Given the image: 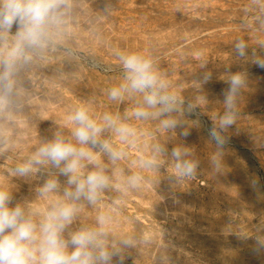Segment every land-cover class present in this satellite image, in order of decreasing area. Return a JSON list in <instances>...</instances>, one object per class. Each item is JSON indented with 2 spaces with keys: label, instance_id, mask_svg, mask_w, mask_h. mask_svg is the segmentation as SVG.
Returning <instances> with one entry per match:
<instances>
[{
  "label": "rangeland",
  "instance_id": "obj_1",
  "mask_svg": "<svg viewBox=\"0 0 264 264\" xmlns=\"http://www.w3.org/2000/svg\"><path fill=\"white\" fill-rule=\"evenodd\" d=\"M65 21L47 48L18 67L12 104L0 110V137L7 140L0 143V188L45 207L37 189L54 170L37 166L19 176L14 169L57 131L70 136L68 116L81 105L96 118L109 112L123 120L139 97L108 98L123 78L116 52L150 54L184 101L175 114L182 123L165 131L158 120L131 117L125 122L137 136L129 144L106 130L101 138L126 152L115 164L101 157L122 187L104 190L96 205L82 201L73 227L94 225L110 210V240L124 264H264V70L253 63L264 57V0H67ZM15 31L3 33L0 56L15 44ZM239 39L248 45L243 58L235 51ZM237 71L247 73L248 86L220 148L208 130L223 113L226 76ZM206 73L211 79L202 82ZM184 130L187 137L180 135ZM156 145L165 150L157 166L141 168L139 158L152 156ZM178 146L198 162L193 177L173 170L171 152ZM136 172L142 181L126 185L124 177ZM58 179L67 187L66 178Z\"/></svg>",
  "mask_w": 264,
  "mask_h": 264
},
{
  "label": "clouds",
  "instance_id": "obj_2",
  "mask_svg": "<svg viewBox=\"0 0 264 264\" xmlns=\"http://www.w3.org/2000/svg\"><path fill=\"white\" fill-rule=\"evenodd\" d=\"M66 15L67 0H0V38L3 33L16 29L15 44L6 55L0 56V110L12 104L18 67L31 61V52L48 47L54 31L66 22ZM247 47L246 41L237 40L236 54L243 58ZM116 57L123 78L108 89V98L121 102L125 97L139 99L123 120L109 112L96 118L88 105L77 107L68 116L73 125L70 136L57 131L50 140L42 142L25 163L14 169L19 176H28L37 166L43 165L54 171L37 189L39 198L47 202L43 208L22 202L7 189L0 188V264H113L114 259L115 264H124L121 249L110 240V210L101 211L94 225L73 227L82 201L96 205L104 190L112 187L119 191L122 187L114 182L115 172L109 174V164L101 157L107 155L115 164L124 158L125 149L102 139V134L110 130L122 144L134 143L137 130L125 122L131 117L144 121L155 119L162 130H175L182 123L175 114L181 111L184 101L171 87L167 73L160 69L154 56L117 51ZM253 63L264 70V57H256ZM210 79L211 74L206 73L202 82ZM226 82L227 87L222 90L223 113L218 114L215 124L208 130V135L220 148L227 142L222 133L237 122L239 97L248 86L247 73L230 72ZM194 107L190 102L186 110L191 114ZM189 134L187 130L180 133L182 137ZM0 143L6 145L7 140L0 137ZM164 151L156 145L152 156L139 158V166L156 167L157 155ZM189 155V149L184 146L172 149L173 170L180 178L195 175L198 162L187 159ZM58 177L66 178L67 187L62 188ZM142 179L136 172L124 177V183L135 187ZM256 183L252 181L253 187ZM121 243L128 246L130 242ZM259 243L264 246V240Z\"/></svg>",
  "mask_w": 264,
  "mask_h": 264
}]
</instances>
